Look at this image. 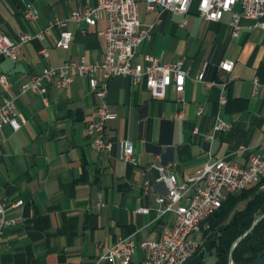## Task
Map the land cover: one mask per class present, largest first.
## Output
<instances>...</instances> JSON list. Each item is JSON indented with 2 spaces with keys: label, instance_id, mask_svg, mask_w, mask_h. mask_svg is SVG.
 <instances>
[{
  "label": "crops",
  "instance_id": "0c3cea01",
  "mask_svg": "<svg viewBox=\"0 0 264 264\" xmlns=\"http://www.w3.org/2000/svg\"><path fill=\"white\" fill-rule=\"evenodd\" d=\"M197 3L180 15L148 11L138 0L142 27L152 29L136 60L143 62L146 54L162 62L183 59L185 89L177 93L170 86L166 98L155 99L144 82L111 78L105 101L116 112L107 125L114 147L100 154L83 132L101 102L86 77L75 76L67 88L46 83L47 103L40 93H20L44 68L82 57L89 63L103 60L105 41L99 31L106 27L105 19L95 25L69 21L74 36L67 49L56 45L59 28L50 27L53 20L94 6L96 0H0V33L13 39L45 33L20 45L17 60L0 55V74L8 79L7 87L0 83V107L5 99H14L25 120L18 131L0 128V194L25 202L8 211L16 223L4 231L0 264H116L100 257L120 239L136 244L158 240L174 220L156 201L167 186L157 180L154 163L184 180L209 161L222 158L246 167L251 154L264 153V88L255 93L253 83L256 78L264 85V28L242 18V29L234 35L231 13L207 21L197 13ZM28 5L36 18L25 16ZM44 48L48 57L41 53ZM224 60L234 62L224 90L196 79L204 72L205 80H218ZM218 117L230 124L229 130L213 132ZM121 141L132 142L137 165L121 160ZM140 207L149 211L139 212ZM194 238L202 254L185 264H214L216 256L209 250L214 233L203 238L198 232ZM144 256L137 247L133 263Z\"/></svg>",
  "mask_w": 264,
  "mask_h": 264
},
{
  "label": "built area",
  "instance_id": "2783aa9c",
  "mask_svg": "<svg viewBox=\"0 0 264 264\" xmlns=\"http://www.w3.org/2000/svg\"><path fill=\"white\" fill-rule=\"evenodd\" d=\"M193 1L144 0V3L148 11L162 9L186 15L191 11ZM226 12L231 13L230 24L234 35H238L242 29V18L254 21L255 27L264 28V0H198L197 13L207 21H219ZM25 16L32 19L37 17L31 5L27 6ZM102 18L107 22L106 27L99 31L105 41L102 61L89 63L82 57L78 62L67 61L44 68L41 74L33 76L20 87V93L32 91L44 96L47 93L46 83H51L57 88H67L73 83L75 76L86 77L90 89L101 102L95 107L93 119L88 122L83 132L90 138L92 148L100 154H105L114 147V141L108 135L107 125L109 120L116 117V112L112 111L105 101L109 80L116 76H128L135 85L144 82L153 98L164 99L170 86H173L177 93L184 91L187 68L183 59L162 62L157 56L146 54L143 62L136 60L139 46L151 37L152 29L142 27L138 0H96L94 6L75 10L66 19L53 20L50 27L60 30L56 45L64 49L70 47L74 34L67 29L69 21H84L95 25ZM44 36V32L22 33L13 39L0 33V55L17 60L20 45L37 38L42 39ZM41 53L44 57L49 55L45 48ZM233 67L232 60H224L219 65L221 74L218 80H205L204 72L196 79L208 86L218 84L224 90L227 87L226 74L230 73ZM0 83L4 87L8 86L5 74H0ZM253 83L255 93H258L261 87L264 88L256 78ZM43 101L48 102L46 96ZM221 102H227L225 94L221 96ZM24 121L23 116L17 112L14 99H5L0 107V128L9 125L14 131H18ZM229 129L230 124L221 118L215 120L213 132ZM120 158L137 165L132 142H120ZM152 167L159 173L157 180L163 181L167 186L166 194L158 196L156 201L164 206L162 213L174 214L172 224L163 229L158 240L136 244L130 239H120L100 257V260H109L116 264H185L199 246L194 234L209 227L207 218L222 206L229 195L260 182L264 177V153L251 154L246 167H240L222 158L209 161L184 180H179L173 170L160 162L154 163ZM144 184L147 188L150 185L149 180ZM24 203L22 199L9 201L0 194V250L5 229L16 223L15 218L8 216V211ZM138 211L146 213L149 208L140 207ZM137 247L145 251V256L142 261L133 263Z\"/></svg>",
  "mask_w": 264,
  "mask_h": 264
},
{
  "label": "trees",
  "instance_id": "16d2710c",
  "mask_svg": "<svg viewBox=\"0 0 264 264\" xmlns=\"http://www.w3.org/2000/svg\"><path fill=\"white\" fill-rule=\"evenodd\" d=\"M264 213V177L260 182L231 194L222 206L207 218L202 237L214 233L209 250L216 256L214 264H230V249L234 241L245 234ZM199 245L195 254H202ZM233 264H264V218L235 247Z\"/></svg>",
  "mask_w": 264,
  "mask_h": 264
},
{
  "label": "water",
  "instance_id": "95a60500",
  "mask_svg": "<svg viewBox=\"0 0 264 264\" xmlns=\"http://www.w3.org/2000/svg\"><path fill=\"white\" fill-rule=\"evenodd\" d=\"M264 218V213L261 215V216H259L255 221H254V223H253V225L251 226V228L245 233V234H243L242 236H240L238 239H236V241H234V243L232 244V246H231V249H230V264H233V262H232V255H233V251H234V249H235V247L237 246V244L247 235V234H249L252 230H253V228L262 220Z\"/></svg>",
  "mask_w": 264,
  "mask_h": 264
},
{
  "label": "rangeland",
  "instance_id": "374dc122",
  "mask_svg": "<svg viewBox=\"0 0 264 264\" xmlns=\"http://www.w3.org/2000/svg\"><path fill=\"white\" fill-rule=\"evenodd\" d=\"M122 161H123V160H122ZM191 258H192V257H191ZM191 258H190V259H191Z\"/></svg>",
  "mask_w": 264,
  "mask_h": 264
}]
</instances>
